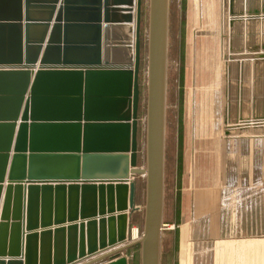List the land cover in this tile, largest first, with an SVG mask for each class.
<instances>
[{"label":"water","instance_id":"1","mask_svg":"<svg viewBox=\"0 0 264 264\" xmlns=\"http://www.w3.org/2000/svg\"><path fill=\"white\" fill-rule=\"evenodd\" d=\"M235 2L231 28L260 16ZM142 3L0 0V264H129L136 244L141 264H160L169 0H149L139 167ZM139 174L144 223L132 240Z\"/></svg>","mask_w":264,"mask_h":264},{"label":"rangeland","instance_id":"2","mask_svg":"<svg viewBox=\"0 0 264 264\" xmlns=\"http://www.w3.org/2000/svg\"><path fill=\"white\" fill-rule=\"evenodd\" d=\"M229 1L169 0L160 264H264V140L260 141L264 88L256 80L264 50L260 48L254 58L247 51L252 45H264V0L262 19L247 26L244 18V24L234 28ZM148 27L146 0L141 24L139 167L146 164ZM245 135L247 140L236 139ZM239 147L244 152H238ZM230 149L237 151L232 160ZM134 181L138 208L132 212L131 227L138 228L141 236L145 175H136ZM126 252L130 264H141L140 244Z\"/></svg>","mask_w":264,"mask_h":264},{"label":"crops","instance_id":"3","mask_svg":"<svg viewBox=\"0 0 264 264\" xmlns=\"http://www.w3.org/2000/svg\"><path fill=\"white\" fill-rule=\"evenodd\" d=\"M145 1L146 0H143V5L145 4ZM256 2L257 4H254L253 6H252V4H253V2ZM262 2H263V0H238V9H240V8H243L244 6V8H248L249 6H250V8H255V9H258V10H261L262 9ZM257 17H259V16H257ZM245 31V30H244ZM257 34H262V29L259 31V29H257V31H255ZM246 34V33H245ZM259 36V35H258ZM260 45V44H259ZM262 45V44H261ZM261 63L259 64V66H261L260 67V71H261V73H260V75H258V77L256 78V80H257V86L260 84V89H261V87L262 88H264V62L263 61H260ZM256 82V81H255ZM261 97L262 98H264V90H262L261 89ZM263 106V105H262ZM237 139V138H236ZM232 140H234L235 141V139H232ZM264 139L262 138L260 141L262 142ZM238 144H240V143H238ZM231 146H232V143L230 144ZM236 145H237V141H236ZM236 145H234V149L236 150ZM247 146V145H246ZM246 146H243V148L245 149H247V147ZM242 147H239L238 148V152H244ZM232 149H233V146H232ZM232 149H230V152L232 151ZM233 151V152H231L230 153V156H229V159L230 160H232V157H233V154L232 153H235V152H237V151ZM260 154L262 155V149H260ZM97 183H99V182H97ZM136 205H137V202L135 203ZM80 221V220H79ZM125 254H127V252L125 251L124 252ZM109 260V258H107V259H104L103 261H101V262H98V263H96V264H100V263H103V262H106V261H108ZM130 264V263H129Z\"/></svg>","mask_w":264,"mask_h":264},{"label":"bare ground","instance_id":"4","mask_svg":"<svg viewBox=\"0 0 264 264\" xmlns=\"http://www.w3.org/2000/svg\"><path fill=\"white\" fill-rule=\"evenodd\" d=\"M236 3V5H234V9H238L239 7H238V2H235ZM229 4H230V1H229ZM245 7V6H244ZM240 8V9H244L245 11H254V8H250V6L248 7V8ZM257 16H259V15H254V16H252V17H249V15L245 12V14L244 15H242V17L243 18H241V19H243L244 20V18H245V21H246V23H245V25L247 24V26H248V24H249V22H250V25L252 26L253 24H254V20L257 18V19H262L263 17H261V16H259V17H257ZM240 17H241V15H240ZM262 22V21H261ZM243 24H244V21H243ZM238 26H240V24H237ZM261 44V43H260ZM255 45H252V46H250V47H248L249 49H247V51H249V53L253 56L252 58H254L255 56H256V54H257V51L259 50V48L258 49H256L255 50V48H253ZM254 52V54H252ZM220 89V88H219ZM228 92L227 91H225V94H227ZM226 97H228V94L227 95H225ZM232 137V136H231ZM243 138V139H240V138ZM236 138H238V141L239 142H241V140H244V139H246L247 140V138H248V135H245V136H236ZM252 138V137H251ZM236 140V139H235ZM229 141V140H228ZM221 147V146H220ZM141 236H140V233H139V230H138V228H133V230H132V239L133 240H136V239H139Z\"/></svg>","mask_w":264,"mask_h":264},{"label":"trees","instance_id":"5","mask_svg":"<svg viewBox=\"0 0 264 264\" xmlns=\"http://www.w3.org/2000/svg\"><path fill=\"white\" fill-rule=\"evenodd\" d=\"M132 263V262H131ZM133 264V263H132Z\"/></svg>","mask_w":264,"mask_h":264}]
</instances>
